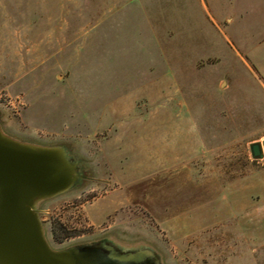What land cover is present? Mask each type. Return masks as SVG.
<instances>
[{"label":"rangeland","instance_id":"374dc122","mask_svg":"<svg viewBox=\"0 0 264 264\" xmlns=\"http://www.w3.org/2000/svg\"><path fill=\"white\" fill-rule=\"evenodd\" d=\"M0 129L76 163L52 249L264 264V0H0Z\"/></svg>","mask_w":264,"mask_h":264},{"label":"water","instance_id":"95a60500","mask_svg":"<svg viewBox=\"0 0 264 264\" xmlns=\"http://www.w3.org/2000/svg\"><path fill=\"white\" fill-rule=\"evenodd\" d=\"M262 145H250L254 157L263 156ZM76 180V163L63 148L19 142L0 129V264H131L104 244H48L36 203Z\"/></svg>","mask_w":264,"mask_h":264},{"label":"flooded vegetation","instance_id":"af4514ba","mask_svg":"<svg viewBox=\"0 0 264 264\" xmlns=\"http://www.w3.org/2000/svg\"><path fill=\"white\" fill-rule=\"evenodd\" d=\"M96 244H104L112 250L116 251L118 256L129 260L131 264H164L162 259L158 257L157 253L150 247L139 246L132 248H118L109 242H101ZM95 245V244H94Z\"/></svg>","mask_w":264,"mask_h":264},{"label":"trees","instance_id":"16d2710c","mask_svg":"<svg viewBox=\"0 0 264 264\" xmlns=\"http://www.w3.org/2000/svg\"><path fill=\"white\" fill-rule=\"evenodd\" d=\"M59 230H60V231H64V229H63L62 227H60ZM53 236H54L55 238H57V239L60 238L59 235H58V233L55 231V229L53 230Z\"/></svg>","mask_w":264,"mask_h":264}]
</instances>
